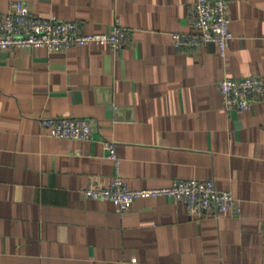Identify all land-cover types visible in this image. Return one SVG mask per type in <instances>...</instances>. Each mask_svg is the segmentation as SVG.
Listing matches in <instances>:
<instances>
[{
	"label": "crops",
	"instance_id": "obj_1",
	"mask_svg": "<svg viewBox=\"0 0 264 264\" xmlns=\"http://www.w3.org/2000/svg\"><path fill=\"white\" fill-rule=\"evenodd\" d=\"M17 0H0V17ZM36 15L133 31L119 48H0V264H264V95L227 111L218 82L264 80V0H228L235 36L178 49L195 0H24ZM86 116L90 138L48 133L42 117ZM131 188L212 178L241 212L192 214L181 199L140 197L120 212L87 197L116 173Z\"/></svg>",
	"mask_w": 264,
	"mask_h": 264
},
{
	"label": "built area",
	"instance_id": "obj_2",
	"mask_svg": "<svg viewBox=\"0 0 264 264\" xmlns=\"http://www.w3.org/2000/svg\"><path fill=\"white\" fill-rule=\"evenodd\" d=\"M192 31H173V44L184 51H194L207 42H215L225 54L230 39L235 34L230 27L231 16L228 0H195L189 8ZM133 31L119 18L109 31H86L79 21L62 19L56 15H36L24 0H17L0 17V48L44 47L55 51L75 45L107 44L119 48L132 37ZM223 105L227 111L250 109L253 102L264 95V80L260 75L224 77L218 82ZM44 129L58 137L90 138L93 121L86 116L57 115L42 117ZM107 155L117 165L109 183L91 181L83 192L87 197L112 199L117 210L126 211L140 197L166 195L181 199L192 214L206 210L217 216L227 211L241 212L240 200L231 189H220L212 178H177L168 185L131 188L120 171L116 142L105 140Z\"/></svg>",
	"mask_w": 264,
	"mask_h": 264
}]
</instances>
